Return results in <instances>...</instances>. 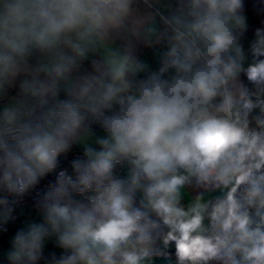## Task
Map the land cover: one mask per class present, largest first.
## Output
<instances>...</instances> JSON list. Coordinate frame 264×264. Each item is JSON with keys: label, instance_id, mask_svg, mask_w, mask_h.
<instances>
[{"label": "clouds", "instance_id": "obj_1", "mask_svg": "<svg viewBox=\"0 0 264 264\" xmlns=\"http://www.w3.org/2000/svg\"><path fill=\"white\" fill-rule=\"evenodd\" d=\"M0 264H264V0H0Z\"/></svg>", "mask_w": 264, "mask_h": 264}]
</instances>
